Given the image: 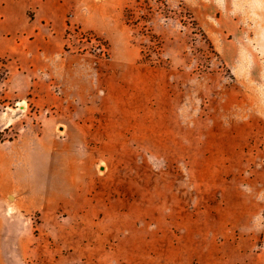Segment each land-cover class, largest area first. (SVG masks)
I'll list each match as a JSON object with an SVG mask.
<instances>
[{"label":"rangeland","instance_id":"obj_1","mask_svg":"<svg viewBox=\"0 0 264 264\" xmlns=\"http://www.w3.org/2000/svg\"><path fill=\"white\" fill-rule=\"evenodd\" d=\"M64 1L0 59V264H264V0Z\"/></svg>","mask_w":264,"mask_h":264},{"label":"crops","instance_id":"obj_2","mask_svg":"<svg viewBox=\"0 0 264 264\" xmlns=\"http://www.w3.org/2000/svg\"><path fill=\"white\" fill-rule=\"evenodd\" d=\"M1 7L0 59L51 67L61 58L67 30L64 0H2Z\"/></svg>","mask_w":264,"mask_h":264}]
</instances>
